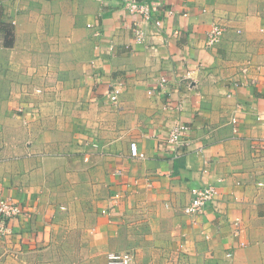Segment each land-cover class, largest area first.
I'll return each mask as SVG.
<instances>
[{"label":"crops","instance_id":"0c3cea01","mask_svg":"<svg viewBox=\"0 0 264 264\" xmlns=\"http://www.w3.org/2000/svg\"><path fill=\"white\" fill-rule=\"evenodd\" d=\"M139 1L163 22L144 45L120 0H0V198L22 210L0 264H264V0Z\"/></svg>","mask_w":264,"mask_h":264},{"label":"built area","instance_id":"2783aa9c","mask_svg":"<svg viewBox=\"0 0 264 264\" xmlns=\"http://www.w3.org/2000/svg\"><path fill=\"white\" fill-rule=\"evenodd\" d=\"M122 9L126 14L134 16L135 20L131 24L132 41L134 45H144L146 40L151 34H157L162 31L163 22L159 18L154 17L157 13V4L154 2L144 3L139 0H120ZM172 11L166 12L167 16H171ZM151 22L153 25L152 30H147L144 24ZM223 34V28L218 23H213L207 32L205 45L210 48L217 44ZM111 50V48H110ZM166 84V79L159 80V88L163 89ZM121 94V86H113L108 93V101L110 103H117ZM149 95L152 91L148 92ZM235 123V120L232 121ZM188 128L181 124H176L169 132L165 144L169 151L176 154L177 150L183 144V136ZM130 156L138 159H143L144 154L140 153L137 149L136 142L129 144ZM205 172V171H204ZM217 196V189L211 184H204L195 187L191 190L190 202L183 208V212L190 217H199L204 214L207 206L213 203ZM119 194L113 196V200H118ZM109 215L107 210L102 212ZM22 215L20 206L10 198H0V237L4 238L10 234V222ZM133 251L125 250L122 252H111L106 255L105 264H132Z\"/></svg>","mask_w":264,"mask_h":264},{"label":"trees","instance_id":"16d2710c","mask_svg":"<svg viewBox=\"0 0 264 264\" xmlns=\"http://www.w3.org/2000/svg\"><path fill=\"white\" fill-rule=\"evenodd\" d=\"M7 45H10V43H6Z\"/></svg>","mask_w":264,"mask_h":264}]
</instances>
